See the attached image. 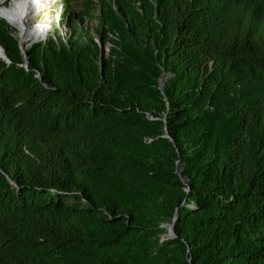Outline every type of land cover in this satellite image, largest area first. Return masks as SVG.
<instances>
[{
    "label": "trees",
    "instance_id": "obj_1",
    "mask_svg": "<svg viewBox=\"0 0 264 264\" xmlns=\"http://www.w3.org/2000/svg\"><path fill=\"white\" fill-rule=\"evenodd\" d=\"M57 2L27 67L0 18V264H264V0Z\"/></svg>",
    "mask_w": 264,
    "mask_h": 264
},
{
    "label": "rangeland",
    "instance_id": "obj_2",
    "mask_svg": "<svg viewBox=\"0 0 264 264\" xmlns=\"http://www.w3.org/2000/svg\"><path fill=\"white\" fill-rule=\"evenodd\" d=\"M10 1L11 0H3L0 3L1 7H3V6L8 7V5H10ZM58 12H59V5H58L57 0H42L41 1L40 11L37 14L33 15V17H31L28 20L26 25L28 27L33 26V28H35L34 25L38 24V28L36 27L37 32L39 33L40 30H43L42 32H44V37L32 38L24 44V47H22V45L20 43L18 30L15 27L11 26L6 21L5 18H3L2 16H0V18L2 17V19H4V21L8 24V26L11 30V34L18 40L19 47L21 46L22 48H24L23 50H25L26 47L30 46L33 43L45 41L49 37H54L56 30L58 31L60 36H62L64 38L66 37V33H68L70 30H68V27L62 26L60 23L57 22ZM85 24H88L89 27L94 28L95 21L94 20L86 21ZM88 30L90 31L91 34H93L92 28H88ZM93 38H94V40L97 39L95 35H93ZM32 40H36V41L32 42ZM111 46H112V43H110V42H107L105 44V47H104V56L105 57H108L109 54L111 53ZM114 58H115V56H114ZM162 80H163V78H159V85L162 84ZM149 119L154 120L155 117H151ZM166 229H167V227H166ZM167 234H168V236H170L168 231H167ZM171 236H172V234H171Z\"/></svg>",
    "mask_w": 264,
    "mask_h": 264
},
{
    "label": "bare ground",
    "instance_id": "obj_3",
    "mask_svg": "<svg viewBox=\"0 0 264 264\" xmlns=\"http://www.w3.org/2000/svg\"><path fill=\"white\" fill-rule=\"evenodd\" d=\"M2 1L3 0H0V3ZM41 1L42 0H11L8 7H1L0 5V16L5 18L11 26L18 30L22 47L32 38L44 37L43 30H40L39 33L37 32L38 24L34 25L35 28L26 25L28 20L40 11Z\"/></svg>",
    "mask_w": 264,
    "mask_h": 264
},
{
    "label": "water",
    "instance_id": "obj_4",
    "mask_svg": "<svg viewBox=\"0 0 264 264\" xmlns=\"http://www.w3.org/2000/svg\"><path fill=\"white\" fill-rule=\"evenodd\" d=\"M33 42V41H32ZM20 48H21V51H22V54H23V58H24V66L25 67H27V64H28V62H27V60H26V53H25V50H23V48L20 46ZM0 57L2 58V59H4L5 61H9L8 60V58L5 56V53H4V50H3V48L0 46ZM149 118H151V117H153L151 114H148L147 115ZM167 131V129H165V132ZM173 222H174V219L172 220V222L171 223H169V224H166L165 225V227H167V231H168V233H169V235L171 236V234H172V236H173V229H172V227H173Z\"/></svg>",
    "mask_w": 264,
    "mask_h": 264
}]
</instances>
